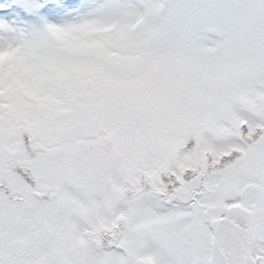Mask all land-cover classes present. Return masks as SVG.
<instances>
[{"label": "snow or ice", "instance_id": "1", "mask_svg": "<svg viewBox=\"0 0 264 264\" xmlns=\"http://www.w3.org/2000/svg\"><path fill=\"white\" fill-rule=\"evenodd\" d=\"M0 264H264V0H0Z\"/></svg>", "mask_w": 264, "mask_h": 264}]
</instances>
